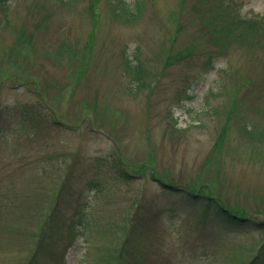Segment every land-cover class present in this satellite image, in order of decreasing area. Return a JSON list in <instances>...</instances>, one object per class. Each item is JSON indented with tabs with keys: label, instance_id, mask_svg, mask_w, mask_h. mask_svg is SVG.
Instances as JSON below:
<instances>
[{
	"label": "rangeland",
	"instance_id": "rangeland-1",
	"mask_svg": "<svg viewBox=\"0 0 264 264\" xmlns=\"http://www.w3.org/2000/svg\"><path fill=\"white\" fill-rule=\"evenodd\" d=\"M120 1L0 0V264H27L54 229L55 203L75 238L51 264H130L133 253L145 264H239L228 255L244 262L264 239L201 219L154 180L264 220V139L243 130L252 121L264 131L254 112L264 90V0H230L259 27L253 39L220 43L199 14L211 0H144L127 24L107 11ZM136 48L149 86L122 68V49ZM212 50L221 56L205 71ZM34 109L40 126L31 130L21 114Z\"/></svg>",
	"mask_w": 264,
	"mask_h": 264
},
{
	"label": "trees",
	"instance_id": "trees-1",
	"mask_svg": "<svg viewBox=\"0 0 264 264\" xmlns=\"http://www.w3.org/2000/svg\"><path fill=\"white\" fill-rule=\"evenodd\" d=\"M212 6H204L199 8V14L202 19L203 26L210 32L209 40L215 43L222 41L227 42L232 37L241 38L247 37L248 40L254 38L256 29L259 27V21L253 18L242 17L239 12L232 11V4L230 0H211ZM116 4V3H114ZM144 0H134L133 2H127L121 0L115 7L108 8V13H112V17L121 23H130L141 16L142 5ZM111 16V14H110ZM219 22V23H218ZM180 25V24H179ZM250 46H252L250 44ZM122 68L132 79L140 81V87L150 85L147 80V73L143 67V59L140 56L138 49L133 50L128 54L126 49H122ZM190 53V47L185 50H176L168 52L165 55L164 64H171L186 56ZM221 56L220 51L212 50L204 60L202 66L205 71L213 68L214 61ZM250 93H246L244 97H248ZM257 103L254 107V112L264 122V90L258 93ZM234 102V95L229 103H226L225 107V120L224 125L218 133V139L221 140L223 136L228 135L229 123L236 113V107L233 109L232 103ZM26 113H29L26 115ZM23 120L30 121V129L35 130L40 126L39 120H37L39 113L34 109L31 111H25ZM253 124V128L249 124ZM244 134H250L252 139L257 140L259 143L264 139V131L262 126L257 128V124L252 121H247L243 124ZM224 137V138H225ZM264 148V144H262ZM262 151V150H261ZM160 187L169 190L179 195L181 200L185 204L192 205L199 210V216L201 219L206 220L212 218L223 226L229 227H243L248 226L256 230L264 232V220H257V218L250 217L244 211L237 207H232L226 202L219 200L215 195L211 193H202L191 191L190 189L179 188L176 185L154 178ZM66 183L58 191H66ZM57 199V198H55ZM54 204L53 208L48 213L49 223L54 226L53 231L42 233L37 240L33 253L27 262V264H51L53 259L58 255H65L67 249L72 245L75 238V231L69 227L64 226V218H57ZM78 224L82 222L83 226H87L88 219H85L82 215L77 216ZM124 252H131V249L125 247L120 249L116 255L119 259ZM109 258V257H107ZM228 258L232 261H237L239 264H264V241L257 248L256 252L250 255L244 262L239 258H233L232 255H228ZM147 259V258H145ZM130 264H145L144 258L140 253H133Z\"/></svg>",
	"mask_w": 264,
	"mask_h": 264
}]
</instances>
